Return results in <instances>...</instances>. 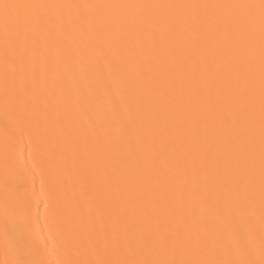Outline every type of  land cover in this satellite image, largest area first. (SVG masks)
Masks as SVG:
<instances>
[{
  "label": "bare ground",
  "instance_id": "obj_1",
  "mask_svg": "<svg viewBox=\"0 0 264 264\" xmlns=\"http://www.w3.org/2000/svg\"><path fill=\"white\" fill-rule=\"evenodd\" d=\"M21 262L264 264V0H0Z\"/></svg>",
  "mask_w": 264,
  "mask_h": 264
},
{
  "label": "snow or ice",
  "instance_id": "obj_2",
  "mask_svg": "<svg viewBox=\"0 0 264 264\" xmlns=\"http://www.w3.org/2000/svg\"><path fill=\"white\" fill-rule=\"evenodd\" d=\"M234 223L237 225V227H239V218H236ZM21 264H23V262H21Z\"/></svg>",
  "mask_w": 264,
  "mask_h": 264
},
{
  "label": "rangeland",
  "instance_id": "obj_3",
  "mask_svg": "<svg viewBox=\"0 0 264 264\" xmlns=\"http://www.w3.org/2000/svg\"><path fill=\"white\" fill-rule=\"evenodd\" d=\"M204 70H207V71H209V74H210V76H211V77H213V72L211 73V69H210V67H209V68H207V69H204ZM180 76H182V75H180Z\"/></svg>",
  "mask_w": 264,
  "mask_h": 264
}]
</instances>
